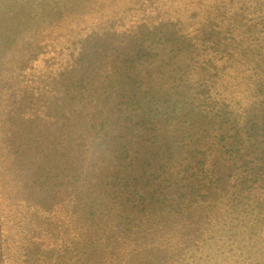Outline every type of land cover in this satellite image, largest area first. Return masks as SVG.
Here are the masks:
<instances>
[{
  "label": "trees",
  "instance_id": "trees-1",
  "mask_svg": "<svg viewBox=\"0 0 264 264\" xmlns=\"http://www.w3.org/2000/svg\"><path fill=\"white\" fill-rule=\"evenodd\" d=\"M40 1L0 0V264H264V0Z\"/></svg>",
  "mask_w": 264,
  "mask_h": 264
},
{
  "label": "rangeland",
  "instance_id": "rangeland-1",
  "mask_svg": "<svg viewBox=\"0 0 264 264\" xmlns=\"http://www.w3.org/2000/svg\"><path fill=\"white\" fill-rule=\"evenodd\" d=\"M57 1H59V0H48V1L44 2L42 8L38 9L37 12L40 13L44 8H46L45 7L46 4H49L50 6H53V5L60 6L57 3ZM50 11L53 14L51 18L54 20L55 18H57L61 15L63 8L62 7L59 8V7L54 6V8H51ZM48 20H51V19L48 18ZM84 21L85 22L81 23L83 25L80 24L79 29H82V28L85 29L86 27H90V26L97 24V20H94L92 18L85 19ZM129 25H131V24H128V26ZM74 27H72L73 30H76ZM77 32H79V30H77ZM51 56H53V54H50V57ZM1 192L2 191L0 190V236L3 237L7 234L6 231L8 230V228L13 225V223L10 222V219L13 217L12 214H13L14 207L6 201L5 195H3Z\"/></svg>",
  "mask_w": 264,
  "mask_h": 264
}]
</instances>
